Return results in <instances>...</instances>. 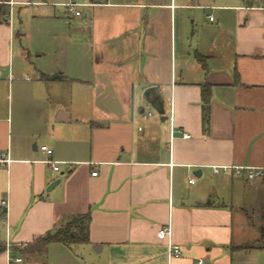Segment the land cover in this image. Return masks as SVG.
Instances as JSON below:
<instances>
[{
	"label": "crops",
	"instance_id": "crops-1",
	"mask_svg": "<svg viewBox=\"0 0 264 264\" xmlns=\"http://www.w3.org/2000/svg\"><path fill=\"white\" fill-rule=\"evenodd\" d=\"M64 1L0 0V264H31L35 252L46 264H264V180L211 170L264 167V3L78 0L76 17ZM206 10L218 18L200 20ZM24 15L67 27L51 62L31 59ZM151 86L164 120L140 114ZM88 213L79 254L36 247ZM169 240L180 256H168Z\"/></svg>",
	"mask_w": 264,
	"mask_h": 264
},
{
	"label": "built area",
	"instance_id": "built-area-1",
	"mask_svg": "<svg viewBox=\"0 0 264 264\" xmlns=\"http://www.w3.org/2000/svg\"><path fill=\"white\" fill-rule=\"evenodd\" d=\"M62 6H64L67 10V12L72 15L79 17L82 15L81 6H83L82 3H80L78 0H65L62 3ZM213 19V17H210ZM155 113V110L152 108V106L147 103V105L143 108V110L140 112L142 118L144 120H148L150 117H152ZM142 129V128H140ZM174 129H172V132ZM184 137H189L190 134L183 132ZM40 149L47 153V155L52 156L53 150L49 148L46 145H42ZM53 170L59 171L60 162L50 159L48 161ZM212 173L214 175H237L240 176L244 173L246 178L249 181H256V180H264V167H250V166H233V165H212L211 166ZM97 172H94L93 175H96ZM195 179H191V183H195ZM3 205H7V201H2ZM158 237L162 240L164 239H170L171 237V228L169 226L163 227L158 231ZM182 254V250L179 245L174 244L172 241H168V256H180ZM9 264H24V259L22 256H10L9 257Z\"/></svg>",
	"mask_w": 264,
	"mask_h": 264
},
{
	"label": "rangeland",
	"instance_id": "rangeland-1",
	"mask_svg": "<svg viewBox=\"0 0 264 264\" xmlns=\"http://www.w3.org/2000/svg\"><path fill=\"white\" fill-rule=\"evenodd\" d=\"M221 0H216V2H220ZM201 4H207V5H213L214 0H201L200 1ZM59 12H61V8H58ZM206 14H211L214 17L218 18V12H216L215 10H206L205 13L200 14L199 19H205ZM25 16V15H24ZM61 16H63V14H61ZM26 17L25 16V20L23 21V28H25V30H21V33H24L25 31H29L30 35H31V40H27L25 39V43L30 44V48H31V54H32V60L38 64V63H47V62H51L53 59L56 58L55 56V49H56V37L57 36H62V35H67L68 34V30L67 27L64 26L63 24H53L50 23L49 24H45V22H41V21H35L33 19L27 20L26 21ZM180 18V14H177V21H179ZM24 42V41H23ZM41 48H43L45 51V54L43 55V59L40 60L39 58H37V54H39L38 52L41 50ZM40 49V50H39ZM88 48H85V51H87ZM47 61V62H46ZM32 75V73H29ZM156 112V111H155ZM156 117L158 116L157 113L154 114ZM65 224V222L63 223V225ZM36 247H40L41 243L38 241L36 244ZM73 251L72 253L75 254H79L78 251H80L79 247L77 246V244L72 245ZM42 261L43 263L41 264H46L45 262L47 261V257L46 255L42 254L41 252H35L33 253V255L31 256V258L28 260V262H30L31 264H34L36 262Z\"/></svg>",
	"mask_w": 264,
	"mask_h": 264
},
{
	"label": "trees",
	"instance_id": "trees-1",
	"mask_svg": "<svg viewBox=\"0 0 264 264\" xmlns=\"http://www.w3.org/2000/svg\"><path fill=\"white\" fill-rule=\"evenodd\" d=\"M245 3L253 4L257 0H243ZM264 3V0H260ZM7 15V10L3 5H0V21L5 18ZM199 61L203 64L202 58H199ZM204 66V64H203ZM65 77L61 74H54L47 76L46 79L57 80L64 79ZM202 102H203V116L204 121L207 122L209 119L210 113V101H211V87L207 83L202 85ZM142 110V108H141ZM91 220L90 214L84 215H73L67 219L65 224L61 225L58 229L53 232H48L44 237L38 239L41 243L40 250H45V248L51 243H62L66 246H72L74 244H83L89 242L88 230L89 223ZM37 241V242H38ZM31 248V247H30ZM28 249H24L26 252ZM3 250V247H0V252ZM24 250H19L20 253H23ZM24 251V253H25Z\"/></svg>",
	"mask_w": 264,
	"mask_h": 264
},
{
	"label": "water",
	"instance_id": "water-1",
	"mask_svg": "<svg viewBox=\"0 0 264 264\" xmlns=\"http://www.w3.org/2000/svg\"><path fill=\"white\" fill-rule=\"evenodd\" d=\"M143 99L149 103L152 108L161 116V119H166V110L164 105V98L159 87L151 86L143 91ZM59 180L54 181L48 190L54 187Z\"/></svg>",
	"mask_w": 264,
	"mask_h": 264
}]
</instances>
